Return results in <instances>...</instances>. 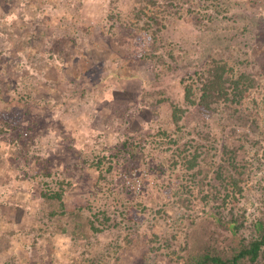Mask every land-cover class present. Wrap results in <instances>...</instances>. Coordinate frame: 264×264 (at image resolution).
I'll list each match as a JSON object with an SVG mask.
<instances>
[{"label":"rangeland","instance_id":"rangeland-1","mask_svg":"<svg viewBox=\"0 0 264 264\" xmlns=\"http://www.w3.org/2000/svg\"><path fill=\"white\" fill-rule=\"evenodd\" d=\"M139 1L29 3V10H38L39 18L54 17L46 25L53 29L57 47L61 42L59 34L64 30L78 48L79 39L83 38L88 50L85 70L90 62L101 61L103 67L120 75L112 78L106 72L100 76L93 74L96 94L79 97L54 89L56 84L49 87L43 81L46 72L39 70L47 65L60 69L58 64H48L47 53L41 52L36 62L18 64L25 73L28 66L36 70L34 99L46 96L55 104L49 102L46 109L35 103L29 114L22 106H0V119L13 125L11 131L0 134V143L12 154L7 162L0 159V206L15 211L12 219L16 216L23 223L34 224H29L32 230L23 228L13 236L0 228V264H48L50 253L57 255L52 262L56 260L58 264H174L197 252L202 243L200 236L210 239L226 255L231 247L237 248L257 236L254 222H264V0H175L173 6L165 5L166 0L159 1L165 7L157 9L159 19L153 29L157 27L159 31L155 40L143 29L144 17L137 19L130 12L132 7L139 6ZM114 12H120L129 26L111 28V22L118 24L110 19L109 13ZM0 15V25L7 28L13 17ZM244 23L246 31L240 34ZM207 28L225 29L224 39L229 48L203 43L200 31ZM88 33L94 37L86 38ZM9 43L0 32V48H11L0 54L10 56L9 62L18 63L19 51ZM37 47L34 45L30 52ZM150 47L157 50L163 62L156 69L145 66L140 59L141 53ZM211 56L215 62L226 64L227 77L235 79L244 70L257 81L255 88L244 92L239 104L222 97L213 98L210 107L196 104ZM4 59L0 55V62ZM69 70H65L64 80L70 77L69 72L79 78L77 71ZM31 71L26 74L32 76ZM187 77L195 104L184 99L181 79ZM0 78V94L5 92L3 96L8 99L7 85L14 84L1 75ZM103 83L112 87V98L107 103L99 100ZM88 84L89 80H84L81 87ZM96 101L98 105L94 104ZM173 106L180 108L176 111L177 122L173 120ZM34 120L40 122V131L31 129ZM25 124L28 126L24 130ZM20 129L26 134L16 140L17 144H9ZM32 134L38 139L35 146L26 140ZM40 148L46 157H35ZM195 152H199L197 163L193 168L187 167L185 157L190 158ZM102 154L107 158L97 169L91 158ZM232 156L233 163L229 162ZM38 170L42 174L40 179L48 185L35 188L47 190L50 184L78 197L74 213L89 217L99 231L91 230L86 223L83 228L73 229L77 220L66 221L70 217L67 212L63 216L48 215L34 198L39 196V189L30 191L31 195L24 199L16 193L8 199L11 191L22 192L26 186L36 185L33 176ZM232 177L241 190L234 188ZM225 194L228 196L223 201ZM66 203L74 205L69 198ZM231 207L244 220L235 235L215 223L209 214L219 209L222 219L227 220ZM59 220L64 222L65 233L59 234L55 229L49 241L39 233L41 229L55 227ZM70 230L78 237L74 238ZM219 232L223 235L220 239ZM52 239H60L59 250L48 251ZM239 264L249 261L245 259ZM254 264H264V252Z\"/></svg>","mask_w":264,"mask_h":264},{"label":"trees","instance_id":"trees-1","mask_svg":"<svg viewBox=\"0 0 264 264\" xmlns=\"http://www.w3.org/2000/svg\"><path fill=\"white\" fill-rule=\"evenodd\" d=\"M139 1V0H138ZM159 1H165V0H140L139 6L132 7L130 12L132 15L137 18L141 19L143 18V29H146L149 31L151 38L153 40L156 39V32L159 31L157 27L153 29V26L158 23V15H157V9L163 8L165 5L173 6L175 0H166L164 3H161ZM178 1V0H177ZM29 3H32V0H27L26 2H22V0H0V6L2 10H0V13L3 16H12L13 19L9 20L10 25L6 26L0 25V32H3L6 36V40L9 41L12 48L19 51L18 53V63H12L9 61L11 60L10 56H5L2 53L1 56H4L6 59H4V62H0V75L4 77V80H9L13 82V86L11 87L10 84L7 86V93H8V99L3 96L6 95L5 92L3 94H0V106H16V107H24L27 108L28 112L31 111V107L35 103H40L41 105H44L46 109H48L50 106H48L49 102L52 104H55V102L52 101L51 98H46V96L41 97L40 99H34L35 94V83L38 82V76L33 75L36 73V70L33 66H28V70H25L26 73H28L29 70H32V76L29 74H26L24 72V69L18 64L22 66L23 63H29L30 61L36 62L38 61V56H41V52L47 53L49 57V63H55L58 64L60 67L59 70H56L55 68H50L49 65H47L46 69L39 70V73L46 72L43 77V81L47 83L49 86L50 84H56V88L54 86V89H61L63 93L65 94H74L78 95L79 97L84 95L85 93H88L89 95L96 94V85L94 83V80H92L93 74L101 75V73L104 75L106 72V75L108 74L112 78L115 76L116 78H119L120 73L116 71H110L109 69L103 67L101 64L103 62H90V66L84 69L85 67V57H87L88 50L86 49V46H84L83 38H80L81 45L79 48L76 46L77 42L74 39L68 38L67 30H64L60 35V46H56V35L53 33V29L51 27H48L50 22L54 19L53 16H46L39 18L38 10H29ZM152 9V10H150ZM160 15V14H159ZM1 16V15H0ZM21 16V17H19ZM110 19L112 21H118V24L111 22L110 27L113 28V25H118V27H122L124 29L125 27H128L130 24L129 21H126L122 18L120 12H114L109 13ZM3 18L0 17V23L2 22ZM48 21V22H47ZM150 21V22H149ZM15 24V25H14ZM43 25L45 27L43 28ZM41 27L43 30H41ZM238 29V28H237ZM225 29H217V28H207L206 30L200 31V38L203 43L210 45L211 43L216 44L219 48H229L230 45L225 43ZM246 31V24L242 25L241 28H239V33L244 34ZM58 36V35H57ZM94 36L91 34H87L86 38H93ZM232 35L230 36V38ZM228 38V40L230 39ZM54 40V42H53ZM34 45L39 46L35 49L34 52H30L33 50ZM83 45V46H82ZM1 47V46H0ZM6 47V46H5ZM79 50V53H76L77 48ZM224 49V50H225ZM10 51V47L6 48H0V51ZM32 53V54H31ZM245 54L244 52H242ZM120 57V56H119ZM173 57V56H172ZM121 58V57H120ZM140 59L142 61V64H145V66H151V68L155 69L157 68V65L161 66L163 65V62L161 59H159V55L157 54V50L154 48H149L144 50L141 55ZM212 62L208 65L206 74L202 78V86H201V92L198 95V101L197 105L210 107V103L213 98L216 97H222L226 101H230L231 103H240L242 99V95L244 92L251 90L257 86V81L255 78L246 71H239L235 79H231L226 76V64H221L220 62H215L213 60V57L211 56ZM73 60H76L75 62H72ZM101 62V63H100ZM73 64V65H72ZM71 69L74 71H77L79 73V78H76L73 76L72 73L69 72L67 79L64 80V72L66 69ZM144 68V67H143ZM35 70V71H33ZM69 70V71H71ZM133 74L136 72L133 71ZM200 73V72H199ZM155 74H158L157 70H155ZM39 75V74H38ZM72 75V76H71ZM134 78V76L132 77ZM62 79V80H61ZM136 80H139V78L135 77ZM183 79V80H182ZM181 81L184 82L183 84V95L184 99L188 104H195L194 101V92L192 89V84L189 83L187 78H182ZM0 80H3V78H0ZM84 80H89L88 86L81 87V83L84 82ZM91 80V81H90ZM190 80V79H189ZM36 81V82H35ZM115 84V83H113ZM117 84V82H116ZM112 85V84H111ZM119 85V84H118ZM109 85H106V83L102 84V92L101 96L99 97V100H105V103H107L108 100H111L112 94L110 92L111 88H108ZM27 88L25 90L24 88ZM50 87V86H49ZM52 88V87H51ZM53 89V88H52ZM53 89V91H55ZM231 89V90H230ZM84 92V93H83ZM231 94V96H229ZM93 102L92 100L90 101ZM99 101H96V105H98ZM51 104V105H52ZM43 107V106H42ZM100 109V108H99ZM180 110L177 106H173L172 108V114H173V120L174 122H177L176 118V111ZM92 115V114H91ZM239 119V118H238ZM4 123L3 126H0V134L6 133V130H12L13 125H10L5 120H1ZM252 121H255L254 118H252ZM245 124H247L245 121H242ZM33 126L31 129H36L40 131V122L39 121H33ZM31 124V123H30ZM41 125V124H40ZM28 126V125H27ZM26 124L24 127V130L26 129ZM30 126L28 127V129ZM23 129L19 130L17 132L18 136L14 137V140H11L9 144H17L16 140L18 138L23 137L26 133ZM35 134V133H34ZM30 135L29 138L26 140H29V142L32 144V146H35V142L38 141L35 140V137L33 135ZM98 134V133H97ZM23 139V138H22ZM24 140V139H23ZM27 143V142H25ZM45 146V145H44ZM49 149V148H48ZM185 150V148H182V152ZM45 156L42 149L38 150L37 156L39 157ZM199 152H195L191 155L190 158L185 157V164L187 167L193 168L194 165L197 163ZM11 152L9 153L8 148H4L2 144L0 143V159L3 158L4 161H9V157H11ZM106 158L103 154L102 155H94L91 158L92 165H95L97 169H100L102 166V162L106 161ZM233 156L230 157L231 163H233ZM1 159V160H3ZM235 166V164H232ZM8 168L12 169L11 166H8ZM107 169H110V166H107ZM41 170H38L37 173L33 176L36 182V185L33 184L30 188L26 186L27 189L22 190V192H19L18 190H13L8 193V199H12L13 197L10 195L12 193L21 194L22 199H24L26 195L29 194V192H35L38 189V195H36V200L39 201V203L45 207L47 210V214L50 216H56L61 215L63 216L66 212L68 213V216L70 217L66 219V221H69V223H72V220L74 224L72 225L73 229L75 227L83 228V226L88 224L89 228L93 231H99V226L96 225L89 217L83 218L80 214L77 212L74 213L75 208V202L77 201L78 197L67 195L66 191H64V188H52L50 187L47 190H41V186L36 189L35 186H39V184H47L44 180H41ZM38 174V175H37ZM37 175V176H36ZM46 175H49V173H46ZM40 176V177H39ZM38 177V178H37ZM98 177H101V174L98 175ZM21 180L25 178L20 177ZM232 185L234 188L236 187L238 190H241L238 181L233 177L231 178ZM31 195V194H29ZM34 195V194H33ZM226 196L228 194H225V197L223 198V201L226 199ZM73 201L74 205L69 206L66 203V200ZM5 200L9 203H11L9 200ZM187 201H190L189 198H186ZM9 207V206H8ZM233 207L230 208L228 212V218L227 220H223V213L221 210H213L210 211L209 214L212 217V219L215 221V223L225 226V228L228 229L229 232H231L233 235H235L244 225L243 215L237 214L233 212ZM8 213V214H7ZM15 211L13 209L9 210L7 207L0 206V228L4 227L6 230L5 232L13 236L14 234H19L23 230V228H27L29 230H32L30 227H34V224L23 223V220H18L16 216L12 219ZM81 218V219H80ZM82 222L80 223L79 220ZM106 219V217H105ZM12 220V222H10ZM65 220V219H62ZM62 220H59L55 227L48 228V229H41L39 233H43V235H46V238L48 240L49 235L54 232L55 229L59 230V234L65 233V228H63ZM83 224V225H81ZM254 227L256 232L258 233L256 237L250 239L247 243H240L237 248L236 246L231 247L229 255L223 254L214 243H211L210 239H204V237L200 236L201 240V246L196 250L195 254H189L187 256H184L180 258L177 261H174V264H239L243 260H248L249 264H254V262L258 259V257L264 252V222L261 220H256L254 222ZM26 229V230H27ZM40 234L38 236H40ZM70 234L75 238L78 237V234L74 232L73 230H70ZM220 236L219 239L223 236L221 232H219ZM84 237H87L85 232L83 233ZM82 235V236H83ZM9 237V236H8ZM227 237V236H225ZM60 238V237H59ZM228 238V237H227ZM7 238H4V241ZM61 240L63 237L60 238ZM60 239H52L50 241V247H48V251L50 249L55 248V250L60 249V244L57 242ZM233 239V238H232ZM0 240H3L0 236ZM217 240V238H216ZM49 241V240H48ZM242 242V241H241ZM3 248V246H0V250ZM55 254V253H54ZM53 253H50L49 259L47 260L48 264H58L57 262H52L53 258H57V255H54ZM61 255V253H60ZM226 255V256H225ZM178 259V258H177ZM46 260V259H45ZM96 260V259H95ZM97 261V260H96ZM44 263H46L44 261ZM71 264H75L74 262H71Z\"/></svg>","mask_w":264,"mask_h":264}]
</instances>
